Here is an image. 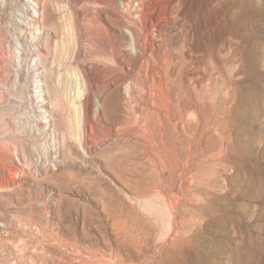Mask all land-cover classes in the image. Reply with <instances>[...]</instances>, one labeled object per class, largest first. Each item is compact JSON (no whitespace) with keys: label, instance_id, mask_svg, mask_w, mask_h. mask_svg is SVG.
Returning a JSON list of instances; mask_svg holds the SVG:
<instances>
[{"label":"rangeland","instance_id":"obj_1","mask_svg":"<svg viewBox=\"0 0 264 264\" xmlns=\"http://www.w3.org/2000/svg\"><path fill=\"white\" fill-rule=\"evenodd\" d=\"M36 1L0 0V264H264V0H158L147 32L140 0ZM146 37L173 88L220 67L194 99L228 110L225 139L170 129L156 160L110 134Z\"/></svg>","mask_w":264,"mask_h":264},{"label":"bare ground","instance_id":"obj_2","mask_svg":"<svg viewBox=\"0 0 264 264\" xmlns=\"http://www.w3.org/2000/svg\"><path fill=\"white\" fill-rule=\"evenodd\" d=\"M30 1L33 5H36V6L38 5L36 0H30ZM135 1H139V0H135ZM155 2H158V0H140V7L142 8V11L139 12L140 13L139 19H135L133 16L129 15L128 17H129L130 21H128V22L132 21L134 23L136 22L139 24L144 23L145 24V30L147 32L149 30V27L151 26V24L154 22L152 13L148 17V10L150 9V7L152 8V6L155 4ZM136 3H139V2H136ZM163 15H165V14H163ZM159 19H164V18H163V16L160 15ZM143 42L144 43H141L139 41L138 56L137 57L134 58V56H133V58H132L130 56V57L126 58L127 64L131 65L134 70L137 69V71H138L137 75H135L138 81L136 83L133 80L134 81L133 83L138 84L140 86L139 89H141L142 92H140L141 91L140 90L139 93H141V94L138 93L139 94L138 96H134L135 94L133 93L134 95H130L128 98L125 99L124 107H125L126 114L125 115L123 114L122 117L119 115L120 109H121L120 104H119L120 97H119V95L117 96L115 106H114L115 111H116V115L112 121L110 120V125H111L110 134L111 135L114 134V129L116 127H119L118 130L121 129V130H123L124 133H126V132H128V134L130 133L129 137L134 138L138 143H140L142 148L146 151L145 153H148V155H150L151 157H153L156 160L159 158L160 154H157L153 149L155 147L159 148V145H161L165 142L168 130H170V129H173V132H174V134L178 140H181L182 142L186 143L190 148L193 147V144L195 141L194 135H197L196 138L198 139L197 141L199 143L200 153L204 149L203 143L205 140L207 142V139H206L207 137L217 135L220 139H225L227 129L229 127L230 122L232 121L230 113L227 112L228 110L226 111L221 105H215L211 108L206 106L205 111H204V115H201L200 110L198 109V105L196 104V101L194 99L195 97L196 98L202 97L205 100L207 98V95L209 96V94H210V93H208V90L213 89V88H217L218 82H219L218 81V79H219L218 75L222 76V74L220 72V70H221L220 67L215 65V63L213 62L214 63L213 69L211 68L212 71L209 72L207 63H204L202 68L204 69L205 74L202 78V82L200 85H195V84H191V83H183L182 87L180 88L181 90L178 88L179 87L178 85H177L178 87L175 86L173 88L172 85H174V73L177 70L175 72L173 71L174 69H172V70L169 69V70H171L169 72L167 71L169 66L172 65V64H170L171 60L169 58V55H168V57L166 56L165 58H161L160 48H158L155 45V42L153 40L149 39L148 37H146L145 41H143ZM165 54H166V52H165ZM192 60L193 59H191V61ZM153 62L155 64H153ZM173 62H174V60H173ZM186 62H188V61H186ZM209 63H211V62H209ZM120 66H122V65H120ZM182 67L187 69V67H185V66H182ZM189 67H190V65H189ZM193 67H194V65H193ZM171 68H172V66H171ZM180 69H182V68H180ZM181 71L182 70H180V72ZM110 72L111 71H109L108 73L110 74ZM183 72H186V70L185 71L183 70ZM129 73H124V78L126 79V81H129L127 79L133 78V76L130 75ZM111 74H113V73H111ZM179 75L180 74H178V76ZM179 79H180V77H179ZM126 81H124V82H126ZM184 98H187V100H184ZM210 103H212V102H210ZM209 104H207V102L205 101V105H209ZM226 107H228V106H225V108ZM190 111H193L194 113H196V116H194L191 120L188 119V117H190L191 115H188V117H187V114ZM233 119H234V117H233ZM178 124H180L182 126L181 129L178 128ZM119 131L117 133H119ZM120 134H123V133L121 132ZM125 136H127V135H125ZM121 137H122V135H121ZM125 138H123V141H125L124 140ZM109 140H110V138H109ZM132 140L133 139H131V141ZM127 141H128V137H127L126 142ZM120 145H122V144L120 143ZM124 145L128 146L127 144H124ZM124 145H122V146H124ZM116 146L117 145H115V147ZM126 146H124V148H126ZM171 147H173V146L171 145ZM129 148H132V147L129 146ZM112 150H111V152H112ZM119 150L121 152L123 151L122 148H120ZM119 150L117 151L118 153H119ZM111 152L110 153L107 152V153L111 154ZM117 152L115 154H117ZM112 155H114V153L111 155H108V156H112ZM103 156H105V155H103ZM115 156L116 155H114L113 158ZM136 156H137L136 152L132 151V152L126 154L125 158H122L123 156L122 157L117 156V158H115V161H117V163H119L118 166H120V164L122 163V161L124 159L135 158ZM191 156H192V153L190 150V152L187 155V158L190 159ZM144 157H145V155H144ZM201 157H203V155ZM110 161H108V162H110ZM115 161H114V163H115ZM187 162H188V160H187ZM177 163H179V162H177ZM112 166H114V164ZM188 172H190V171H188ZM184 187H186V186L184 185ZM172 212H173V210H172ZM172 217H173V214H172Z\"/></svg>","mask_w":264,"mask_h":264}]
</instances>
